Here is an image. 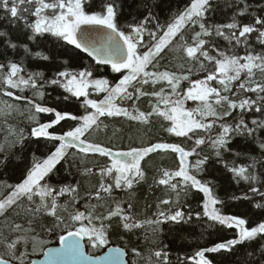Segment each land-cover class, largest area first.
<instances>
[{"label":"snow or ice","instance_id":"6c2138e0","mask_svg":"<svg viewBox=\"0 0 264 264\" xmlns=\"http://www.w3.org/2000/svg\"><path fill=\"white\" fill-rule=\"evenodd\" d=\"M141 2L145 9L143 17L122 25L119 17L123 0H0V9L12 21L24 20L27 40L38 42L41 38H53L62 42V47L70 46L65 47L66 53H73L69 59L83 60L81 53L90 58L82 70L73 71L70 65L62 66L63 70H57L51 78H47L43 71L28 72L23 61L0 62V94L31 106L28 119L33 126L30 135H24L21 130L17 142L24 147L25 140L35 138L47 142L46 147L51 145L43 158L33 157L21 181L7 185L10 191L0 198V216H5L9 209L15 210L25 201L34 206L27 208L32 214L29 227L19 223L13 227L14 232L32 235L15 239L5 237L3 247L6 256L0 255V264H25L29 239L32 251H41L46 264H124L125 251L108 247L113 218H118L117 227L122 226L128 232L141 228L144 223H171L183 228L194 218L196 221L206 219L209 226H219L221 231L234 230V238L196 251L190 258L192 264H214L206 254L230 253L237 245L257 239L264 242V221L250 227L245 218L224 214L218 207L224 201L214 194L212 181L198 178L211 159L202 154L204 146L210 147L215 158L224 162V154L233 153L230 147L233 140L242 137L258 146L260 159L253 158L246 167L236 165L234 161L231 164L224 162L225 167L237 182L247 183L252 193L264 199V172L256 170L258 163L264 168V139L259 136L264 132V80L254 79L257 71L264 74V51L255 53L250 44L255 33V40L264 46V15L248 13V5L245 4L244 9L233 15L231 22L211 24L206 15L212 8L211 0H191L188 7L161 25L152 11L153 5L148 0ZM245 15L252 17L251 22L242 23L238 19V16ZM28 17L34 19L30 22ZM149 25L153 27L149 28ZM197 26L199 30L195 31L189 43L184 31ZM145 34L149 37L147 41ZM6 35L0 32V36ZM217 38L227 41L228 51L219 47ZM9 46L13 50L17 48V44L11 41ZM239 47L245 49L244 55L237 53ZM174 49L182 51L190 63L187 74L167 68L160 70V60L164 58L162 53ZM23 50L26 56L43 61L51 59L42 52H32L26 44ZM101 66H108L111 72L120 74L116 82L95 77ZM195 67L207 73L203 79L190 78ZM182 81H188L185 89H181ZM165 84L167 90L163 86ZM157 85H161L159 90H156ZM145 86L152 90H145ZM48 87L62 89L56 99L62 104L65 101L71 103L60 110L58 106H47L45 89ZM26 92H31V98L25 95ZM249 93L255 94V98L246 95ZM93 94L96 97L102 94V98H90ZM143 97L150 98L148 111L138 106ZM189 101L195 106L187 107ZM77 102L83 108V114L69 110ZM7 107L12 109L13 105L8 104ZM41 114L48 115L50 119L41 122ZM249 114H253L250 123L247 119ZM102 117H123L144 126L151 125L156 118L162 121L164 131L191 141V146L154 142L114 151L113 147L88 139L92 131L103 124ZM73 149L76 151H70ZM158 152L175 154L178 161L175 169L161 168L159 178L155 179L156 184L170 190L175 198L159 201L158 209L160 205L169 207L166 211H158L156 219L137 221L131 214L132 204L128 203L125 209L122 202L114 197L113 189L128 192L145 181L142 162ZM78 154L81 160L90 155L107 158L98 173H93V168L84 170L85 175L98 174L100 177L95 192L85 193L88 199L84 202V210L75 207L82 199L78 182L59 187L50 183L59 171L57 166L62 161L75 160ZM233 154L241 155L239 152ZM190 157H196L194 162ZM6 161L7 157L0 160V167L5 166ZM181 193L185 197L193 193L202 194V211L186 212L180 203ZM65 196L68 199L59 202V198ZM92 199L98 203L92 204ZM236 199L251 197L245 195ZM254 206L264 208L261 203ZM39 215L52 218V225L46 228V232L53 234L59 230V247L44 250L48 241L40 238V233L31 226ZM21 240L25 244L24 252L18 250ZM86 246L94 251H107L103 255L86 254ZM133 253L140 255L136 249ZM154 255L158 259L163 255V264H169L167 253L155 251Z\"/></svg>","mask_w":264,"mask_h":264},{"label":"trees","instance_id":"16d2710c","mask_svg":"<svg viewBox=\"0 0 264 264\" xmlns=\"http://www.w3.org/2000/svg\"><path fill=\"white\" fill-rule=\"evenodd\" d=\"M152 4V11L159 19L161 25L165 22H170L172 17L183 11L191 3V0H148ZM212 8L206 15L209 17L208 23L224 24L231 22L233 15L248 5L247 12L255 13L256 15H264V0H211ZM145 14V9L141 0H123V6L120 13L121 24L133 22L134 18L137 20L142 18ZM27 16V14H25ZM31 22L34 18L28 17ZM242 23L251 22L252 17L249 15L238 16ZM155 23V21L153 22ZM152 28L153 25H149ZM196 28H188L184 31V36L191 43V37L194 35ZM0 32L7 33L6 36H0V62H20L23 61L24 67L28 72L43 71L47 78H51L57 70H63V67L70 65V70H82V66H87L90 58L84 56L83 60L69 59L73 55L71 52L65 51V46L62 47V42L54 41L53 38H41L38 42H32L26 39V29L24 20L12 21L10 16L0 9ZM255 33L250 38L252 51L259 53L264 51V46L260 45L255 40ZM145 41L149 39L145 34ZM9 41L17 44V48L13 50L9 46ZM218 45L222 50L228 51V43L221 38H217ZM176 43V42H174ZM27 45L32 52H42L44 55L51 57L48 61H43L33 56H26L23 50V45ZM239 55L245 54L243 47L237 48ZM163 59L160 60V70L167 68L169 71L177 72L179 74H187V69L191 67L190 63L184 58V54L179 49L166 50L162 53ZM67 61V64H65ZM94 63V62H93ZM207 63V62H205ZM183 65V67H181ZM63 66V67H62ZM211 69L212 66H209ZM207 73L200 70L198 67L193 68L191 79H203ZM96 78H108L112 82H116L120 74L113 73L108 66H101V70L96 72ZM256 80H264V74L257 71ZM238 83V82H237ZM167 90L168 86L163 85ZM188 86V81L181 82V89ZM219 86V85H216ZM161 85L156 86L159 90ZM145 90L151 91L150 86H145ZM62 89H54L48 87L45 89V102L47 106H58V110L64 108L65 104L71 102L65 101L63 104L56 99L57 95L62 93ZM31 98V92H26ZM241 95H245L241 93ZM255 98V94H246ZM90 98L97 99L93 94ZM239 98V97H237ZM82 99V98H81ZM149 97H143L138 102V106L143 111H148ZM154 101V98H151ZM130 104L131 102H127ZM8 104L13 105L12 109L7 107ZM187 107H194L195 104L191 101L187 102ZM31 106L26 105L24 101H15L11 98L4 97L0 94V160L7 157L5 166L0 167V198L6 195L10 190L7 185H14L20 182L22 176L25 174L26 168L30 167L33 157L43 158L51 147L50 144L46 147L43 140L37 141L35 138L24 141V147L17 142L19 133L23 130L24 135H30V129L33 124L28 119ZM69 110L74 114H83V108L79 107L77 102ZM256 117L259 114H254ZM253 114L247 117L249 123ZM50 119L48 115L41 114V122H47ZM103 124L98 130L92 131L88 139L92 142H98L115 150H127L130 146H142L154 142H169L182 143L185 147L191 146V141H186L184 138H177L168 134L161 127L162 121L153 118L154 122L149 126L139 125L135 122H130L123 117L107 118L102 117ZM63 123V122H62ZM72 123V122H69ZM104 125H107L105 127ZM150 129V130H149ZM59 134V126H57ZM259 136L264 139V132H260ZM230 147L233 153L239 152L241 155L237 156L233 153L224 154V162L231 164L233 161L239 166H248L252 163L253 158L260 159L261 153L258 146L251 141H245L242 137H236ZM70 151H76L75 149ZM203 155L211 157L209 165L205 166L201 178L205 181H212L214 194L224 201L222 205H218L224 214L236 215L240 218H245L249 221V226H255L256 223L264 221V208H256V203L264 204L258 194L250 191L247 183L243 181L237 182L233 178V173L228 171L224 162L218 161L212 149L207 145L204 146ZM196 157H190L194 162ZM107 162L106 157L88 156L81 160L80 155H77L75 160L68 159L67 162L62 161L58 165L59 171L51 178L50 183L54 186H62L64 184H76L78 182L79 197L82 199L80 203L75 205L76 208L84 210V202L88 199L85 196L87 192H95L99 183L98 174H83L87 168H93V173H98L99 168L103 167ZM178 161L175 154L172 153H155L151 157L146 158L142 162V167L145 168L146 180L141 184L136 185L133 190L128 192L113 189L114 197L122 202V206L127 209V204H132L131 214L137 221H146L156 219V214L160 210H167L168 205H157L161 199L175 198V194L164 186L158 185L155 179L159 178V170L161 168L175 169ZM257 172H264L260 164L256 165ZM111 182V181H107ZM259 186V185H257ZM247 195L251 199H236V197H243ZM68 197H60L59 202L63 203ZM38 202V198H36ZM92 204L98 201L92 199ZM110 203V202H109ZM180 203L184 205V210L187 211H202L200 205L202 204V194L193 193L187 197L183 193L180 195ZM190 206V207H189ZM34 207L25 201L21 206L15 207V210L9 209L5 216H0V255L6 256L3 247L5 237L15 239L16 237H30L32 233L14 232L13 227L15 223H19L24 227H29V220H32V214L27 211V208ZM69 210H72L71 207ZM113 227L109 230L110 243L109 246L120 247L125 250L127 254L128 264H163L164 256L159 259L155 257V251L167 253V260L169 264H192L193 257L198 250L205 247H211L215 243L224 242L226 239L234 238V230L223 229L218 230L219 226H209L210 222L205 220L196 221L185 225L183 228L165 223L161 225H150L144 223L139 229H133L132 232L123 230L122 226L117 227L118 218H113L110 222ZM52 218L39 215L31 225L35 228L37 233H40V238L48 241L45 248L57 245L59 230H55L53 234L46 232L47 227H51ZM262 241L259 239L252 242H246L243 245H237L230 253H208L206 254L214 264H264V247H261ZM133 249H136L140 255H135ZM20 252L25 251L24 241L18 245ZM88 254L98 255L105 249L92 250L85 247ZM28 255L24 257L25 264L31 259L39 257L42 252L37 250L32 251L31 242L27 244Z\"/></svg>","mask_w":264,"mask_h":264},{"label":"water","instance_id":"95a60500","mask_svg":"<svg viewBox=\"0 0 264 264\" xmlns=\"http://www.w3.org/2000/svg\"><path fill=\"white\" fill-rule=\"evenodd\" d=\"M55 247H59V243L57 245L49 246V247L45 248L44 250L46 251L48 248H55ZM108 247L117 248L116 246H108ZM118 248H120V247H118ZM106 251H107V249H105L101 254H98V255H103ZM85 252H86V250H85ZM86 254H88V253L86 252ZM123 260H124V264H128L127 263V254H126V252H125V256L123 257ZM33 262H34V264H46V258L43 256V254H41L39 257L31 259L26 264H33Z\"/></svg>","mask_w":264,"mask_h":264}]
</instances>
